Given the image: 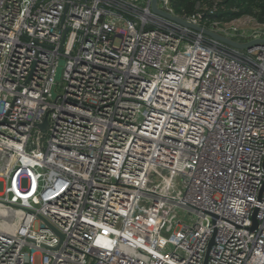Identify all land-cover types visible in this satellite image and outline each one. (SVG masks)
<instances>
[{"label": "built area", "instance_id": "1", "mask_svg": "<svg viewBox=\"0 0 264 264\" xmlns=\"http://www.w3.org/2000/svg\"><path fill=\"white\" fill-rule=\"evenodd\" d=\"M0 183V264H264V44L152 0H0Z\"/></svg>", "mask_w": 264, "mask_h": 264}, {"label": "trees", "instance_id": "2", "mask_svg": "<svg viewBox=\"0 0 264 264\" xmlns=\"http://www.w3.org/2000/svg\"><path fill=\"white\" fill-rule=\"evenodd\" d=\"M171 4L181 15L205 8V19L209 22L251 16L264 23V0H171Z\"/></svg>", "mask_w": 264, "mask_h": 264}, {"label": "water", "instance_id": "3", "mask_svg": "<svg viewBox=\"0 0 264 264\" xmlns=\"http://www.w3.org/2000/svg\"><path fill=\"white\" fill-rule=\"evenodd\" d=\"M157 2L158 0H152V9L154 12L158 13V14H161L165 17H168L170 19H173L185 26H189V27H192L196 30H199V31H203L204 33L206 34H209L211 35L212 37L216 38V39H219V40H222L230 45H233L235 47H238V48H250L252 47L253 45H257V44H264V39H254V40H251V41H248V42H244V43H241V42H238L232 38H229V37H226V36H223L219 33H216L214 31H211V30H208L206 28H203L201 26H198V25H193V24H190L189 22H187L186 20H184L183 18L179 17V16H176V15H172L170 13H167L165 11H162L161 9L158 8V5H157ZM46 123L42 124L41 127H45ZM207 259H208V255L206 256V259H205V262L204 264L207 263Z\"/></svg>", "mask_w": 264, "mask_h": 264}, {"label": "rangeland", "instance_id": "4", "mask_svg": "<svg viewBox=\"0 0 264 264\" xmlns=\"http://www.w3.org/2000/svg\"><path fill=\"white\" fill-rule=\"evenodd\" d=\"M244 18H249V17H251V16H243ZM242 17V18H243ZM241 18V17H240ZM252 18V17H251ZM252 21L249 23V24H247L246 26H245V29H247L248 31H251L252 29H254L255 27H256V21L252 18L251 19ZM227 21V20H226ZM3 188H2V184L0 183V190H2Z\"/></svg>", "mask_w": 264, "mask_h": 264}]
</instances>
